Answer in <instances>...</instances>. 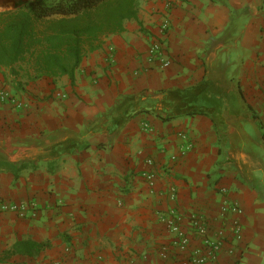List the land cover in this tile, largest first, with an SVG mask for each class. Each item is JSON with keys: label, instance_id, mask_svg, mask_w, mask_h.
<instances>
[{"label": "crops", "instance_id": "crops-1", "mask_svg": "<svg viewBox=\"0 0 264 264\" xmlns=\"http://www.w3.org/2000/svg\"><path fill=\"white\" fill-rule=\"evenodd\" d=\"M29 1L0 0V14ZM167 1L138 0L137 18L102 38L74 82L34 79L29 63L16 73L0 68V87L26 104L0 103V163L36 166L18 177L0 167V203L37 207L32 218L0 213V264H191L172 247L170 212L183 215L189 233L193 214L217 229L225 202L243 210L244 242L211 264H264V155L252 141L253 125L264 139V0H171L163 37L171 65L160 68L147 55L162 37ZM230 51L234 71L219 66ZM160 90L180 91L204 115L164 121L142 113L116 134L83 135L123 97ZM146 170L157 175L153 190L136 178ZM27 241L46 247L33 257L10 254Z\"/></svg>", "mask_w": 264, "mask_h": 264}, {"label": "trees", "instance_id": "trees-1", "mask_svg": "<svg viewBox=\"0 0 264 264\" xmlns=\"http://www.w3.org/2000/svg\"><path fill=\"white\" fill-rule=\"evenodd\" d=\"M138 0H31L18 9L0 14V68L28 64L33 78H61L74 82L83 58L99 47L103 37L120 34L127 21L137 18ZM178 90H160L156 95L125 96L107 114L87 122L83 135L103 130L114 134L142 113L168 121L182 116L204 115L188 105ZM264 136V134H263ZM18 177L35 165L1 162ZM46 247L18 242L10 254L33 257ZM1 263V262H0Z\"/></svg>", "mask_w": 264, "mask_h": 264}, {"label": "built area", "instance_id": "built-area-1", "mask_svg": "<svg viewBox=\"0 0 264 264\" xmlns=\"http://www.w3.org/2000/svg\"><path fill=\"white\" fill-rule=\"evenodd\" d=\"M174 2L168 0L165 4V14L160 24L161 38H155L149 47L147 62L153 65H159L160 68H168L171 65L168 50L164 44L163 37L171 28L169 11L173 8ZM0 103L10 104L16 110H23L26 104L19 99L7 86L0 87ZM185 138V137H184ZM191 144H189V149ZM148 166L152 167L153 162L148 161ZM136 178L145 182L152 190L157 184V175L150 170L136 174ZM174 192V190H173ZM225 192V190H223ZM175 199V194H172ZM12 212L20 217H34L37 207L34 202L20 203H0V213ZM222 222L220 228H214L212 220L204 214H193L190 216V226L192 233L187 232L182 227L183 215L173 209L170 212L168 227L173 234L174 239L172 247L180 253H189V263L191 264H211L217 260L222 250L228 249L231 255H234L241 244L244 242V229L240 217L243 210L235 203L225 202L220 209ZM229 215H235L229 223ZM230 226V227H228ZM198 240L200 245L193 247L194 242ZM193 248V249H192Z\"/></svg>", "mask_w": 264, "mask_h": 264}, {"label": "rangeland", "instance_id": "rangeland-1", "mask_svg": "<svg viewBox=\"0 0 264 264\" xmlns=\"http://www.w3.org/2000/svg\"><path fill=\"white\" fill-rule=\"evenodd\" d=\"M232 53H236V51H230L229 56L222 57L219 60V66L228 67L232 71L236 70V67L238 64V59H233L231 56ZM229 77L231 78L233 76L229 75ZM253 126L255 127V131L257 132V135H254V139L252 140L253 145H254V148H256V149L262 148V151H260V153L259 152L258 153L261 157H263V155H264V139L262 137V133H261L259 127L257 125H253ZM231 150L234 151L235 155L240 156L242 154L243 150L241 149L240 144H238V140L233 141Z\"/></svg>", "mask_w": 264, "mask_h": 264}]
</instances>
